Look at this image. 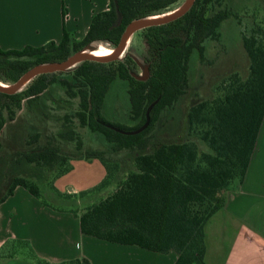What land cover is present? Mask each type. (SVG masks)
Returning <instances> with one entry per match:
<instances>
[{
  "label": "trees",
  "instance_id": "trees-1",
  "mask_svg": "<svg viewBox=\"0 0 264 264\" xmlns=\"http://www.w3.org/2000/svg\"><path fill=\"white\" fill-rule=\"evenodd\" d=\"M179 1L110 0L107 10L93 16L82 40L64 29L58 43L0 48V79L13 83L30 68L63 61L90 44L116 45L129 24L165 13ZM227 1L195 0L182 16L143 28L145 49L141 58L129 50L122 60H84L67 71L39 74L16 93L0 91V138L7 130H17L26 114L33 116L26 132L20 131L19 141L26 147L11 151L10 163L56 170L59 176L71 169L72 159L98 158L107 171L94 187L101 189L116 182L120 174L110 172L111 159L105 150L84 148L78 128L101 135L116 152H129L133 167L117 181V188L80 214L84 234L160 253L176 251L175 264H207L206 224L224 207L231 185L245 178L264 118V27L255 23L249 32H242L250 59L247 78L234 77L221 86L217 97L192 105L184 138H160L154 127L163 109L173 106L189 88L194 51L202 62L208 61L206 42L222 39V23L229 18L241 23ZM66 14L64 6V18ZM139 67L149 68L147 79L137 77ZM116 80L126 83L132 125L111 122L103 116L105 98ZM152 104L146 129L136 134L121 131L142 126ZM71 143L76 144L77 151L64 150ZM116 163L115 167H120ZM18 185L42 196L34 181L16 175L0 196V203ZM19 245L30 247L37 257L29 242L21 239L8 240L0 253L6 248L16 250ZM38 264L92 263L87 258L60 263L38 258Z\"/></svg>",
  "mask_w": 264,
  "mask_h": 264
},
{
  "label": "crops",
  "instance_id": "crops-1",
  "mask_svg": "<svg viewBox=\"0 0 264 264\" xmlns=\"http://www.w3.org/2000/svg\"><path fill=\"white\" fill-rule=\"evenodd\" d=\"M109 2L0 0V48L21 49L50 41L58 43L64 29L76 40H82L93 16L107 10ZM59 192L69 196L79 193L72 187L67 192ZM226 197L224 207L205 227L206 263L264 264V118L245 178L235 181ZM51 205L42 200V196L37 197L18 185L14 193L0 203V250L8 240L21 239L29 242L38 258L50 263L87 258L92 264H175L178 259L176 251L160 253L84 234L80 215Z\"/></svg>",
  "mask_w": 264,
  "mask_h": 264
},
{
  "label": "rangeland",
  "instance_id": "rangeland-1",
  "mask_svg": "<svg viewBox=\"0 0 264 264\" xmlns=\"http://www.w3.org/2000/svg\"><path fill=\"white\" fill-rule=\"evenodd\" d=\"M181 3L182 0L165 13L176 9ZM227 3L239 14L241 23L236 18H229L222 23V39L206 42L208 61L202 62L197 52L194 51L190 60L189 88L173 106L163 109L154 127V132L158 137L184 138L187 115L192 105L203 100L214 99L219 95L221 86L229 83L234 77L246 79L249 75L250 59L243 44L242 32H249L255 23L264 27V0H228ZM144 34L142 29L134 32L128 49L140 58L145 49ZM101 44L105 43H95L93 47L101 46ZM126 53L115 60L124 59ZM73 66L62 71H67ZM143 71V67L136 70L139 74H143ZM129 110L130 100L126 83L116 80L105 98L103 116L111 122L132 125L133 121L129 116ZM26 115L27 117L19 123L17 130H7L0 138L2 140L0 146V196L7 191L14 176H27L39 186L42 200L51 203V206L58 210L80 215L88 206L98 203L112 193L117 188V181H121L133 167V161L129 159L130 154L127 150L116 152L104 137L90 132L87 128H78L84 137V148L86 150H105L107 159H111L110 172L112 175L120 174L116 182L110 183L106 187L94 188L106 174L105 166L98 158L72 159L70 161L71 169L59 176H57L56 170L38 169V167H31L32 164L20 166L15 162L10 163L8 155L12 154L11 151L18 148L23 149V146L26 145L19 141V138L21 139L20 131L26 132L27 124L33 117L31 114ZM75 146V143H71L70 147L64 146V150L75 152L77 151ZM116 162L121 164L120 167H115ZM68 164L69 162L65 165L68 166ZM71 187L76 188L79 193L69 196L59 192V190L67 192ZM85 190L87 192L81 195L80 192ZM72 260L76 259L68 258L60 262ZM13 263L38 264V257L31 254L28 246L19 245L16 246V250L6 248L0 253V264Z\"/></svg>",
  "mask_w": 264,
  "mask_h": 264
},
{
  "label": "water",
  "instance_id": "water-1",
  "mask_svg": "<svg viewBox=\"0 0 264 264\" xmlns=\"http://www.w3.org/2000/svg\"><path fill=\"white\" fill-rule=\"evenodd\" d=\"M194 2H195V0H185L184 3L182 5H180L175 10V12H173V14H168L162 18L153 19V20H146V18H148V17H145V18L135 20L134 22H132L131 24H129L127 26V28L125 29L124 33L121 36L119 43L116 45H112L114 48V54L111 57L100 58L97 56H91V55L85 54L84 52L86 50H88V49L93 50L96 48V47H93L94 45L90 44V45L85 46L83 49L73 53L67 59H65L63 61L41 64V65H37L35 67L30 68L17 81H15L13 83H6V82H3L0 80L1 82L5 83V84H9L11 86L10 88H5L2 85H0V91L11 93V94L16 93L18 91H21L27 85L26 84L23 87V84L27 79H29V82H30L34 77H36L39 74L65 70V69L71 67L69 65L71 63H73L75 60H78L80 63L84 60L110 61V60L118 59L120 57L121 53L123 52L124 47L126 45V41L129 38L131 33H134L138 30H141L143 28H147L150 26L161 25V24L170 22V21L182 16L183 14H185L193 6ZM149 73H150L149 68L146 67L143 71V74H139V75H137V77L139 79L144 80V79L148 78ZM153 105L154 104H152L148 108V110L146 112V121L142 126H140L139 128H137L135 130H130V131L121 130V131L125 132V133L136 134V133H139V132L143 131L144 129H146L151 122L150 112L153 108Z\"/></svg>",
  "mask_w": 264,
  "mask_h": 264
},
{
  "label": "bare ground",
  "instance_id": "bare-ground-1",
  "mask_svg": "<svg viewBox=\"0 0 264 264\" xmlns=\"http://www.w3.org/2000/svg\"><path fill=\"white\" fill-rule=\"evenodd\" d=\"M178 8V7H177ZM176 8V9H177ZM172 10L168 13H162V14H156V15H153V16H150L148 18H146V20H153V19H158V18H162L168 14H173V12H175V10ZM132 36H133V33L130 34L129 38L127 39L126 41V45L124 47V50L123 52L121 53L120 56H122L124 53H126L129 49V46H130V43H131V39H132ZM110 45V44H108ZM105 44H101V46H97L95 49L91 50V49H88L86 50L84 53L85 54H88V55H91V56H97V57H100V58H108V57H111L113 54H114V48L112 45L108 46ZM79 61L78 60H75L73 63H71L69 66H73V65H76L78 64ZM29 82V79H27L24 84H23V87L28 84ZM0 85H2L3 87L5 88H10L11 86L9 84H5L3 82L0 81Z\"/></svg>",
  "mask_w": 264,
  "mask_h": 264
},
{
  "label": "flooded vegetation",
  "instance_id": "flooded-vegetation-1",
  "mask_svg": "<svg viewBox=\"0 0 264 264\" xmlns=\"http://www.w3.org/2000/svg\"><path fill=\"white\" fill-rule=\"evenodd\" d=\"M92 45H94V44H92Z\"/></svg>",
  "mask_w": 264,
  "mask_h": 264
}]
</instances>
